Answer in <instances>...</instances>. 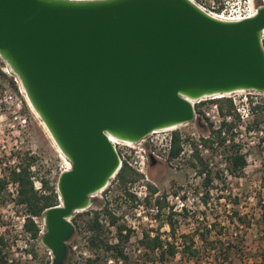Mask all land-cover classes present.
Masks as SVG:
<instances>
[{
  "label": "water",
  "instance_id": "water-1",
  "mask_svg": "<svg viewBox=\"0 0 264 264\" xmlns=\"http://www.w3.org/2000/svg\"><path fill=\"white\" fill-rule=\"evenodd\" d=\"M263 30L264 6L225 21L192 0H0V58L70 163L42 214L50 264L119 169L108 135L136 142L191 122L196 100L264 93Z\"/></svg>",
  "mask_w": 264,
  "mask_h": 264
},
{
  "label": "rangeland",
  "instance_id": "rangeland-1",
  "mask_svg": "<svg viewBox=\"0 0 264 264\" xmlns=\"http://www.w3.org/2000/svg\"><path fill=\"white\" fill-rule=\"evenodd\" d=\"M195 1L206 9H213L218 0ZM10 79L15 82L16 89L12 88ZM244 94L248 98L256 95L261 109H255L248 120L242 121L235 113L229 120H225L228 126L224 128V134L221 132L225 138L223 143H220L219 137L213 134L214 128L205 118V111L215 102L209 100L211 97L203 98L204 103L199 104L196 109L194 106L196 117L190 124L177 127V130L187 133L188 141L197 149H200L198 146L200 143L204 144L201 139L209 135L212 143L210 146L204 144L207 151L200 149L210 172L208 183H205V176L198 174L192 165L195 160L186 155L174 158L168 163L150 162L147 168L148 182L157 187L159 194L164 193L166 197L168 196V200L165 198V201L169 208L168 212L167 206L159 210V216L152 222V226H149L150 221L142 217L150 218L152 215H149L148 211L141 213L139 225L143 233L153 229L155 233L161 235L163 241H172L177 251L175 256L160 261L158 250L153 253L147 252L138 242L137 234L128 231L129 238L133 240L129 241L128 238L123 244L122 253L126 259L119 261L118 264H220L213 263L206 252L199 253L197 260L188 259L180 252L181 235H190L194 233L196 227L202 228L211 222L215 223V228L209 234V239L217 237L224 244L229 243L233 246L231 247L233 264H264V215H260L264 211V93L250 95L241 92L234 97L241 99ZM25 105L28 106L29 112ZM234 150L243 153L246 158L245 167L238 176L226 171V157ZM27 154H35L37 157L31 166L34 180L45 178L50 184L56 185L57 176L67 165V161L40 119L27 104L16 76L12 73L2 74L0 177L5 176L9 169L26 159ZM113 179L109 180L107 188L101 194L102 197L99 194L92 196V204L87 209L78 213L73 212L72 216L80 215H76L77 226L75 225V233L67 242L68 252L63 264H89L87 259L94 256L95 251L87 243L88 232L85 230L84 222L91 216L93 210H100L104 206L107 208L121 206L119 198L124 187L117 186ZM175 195L183 198L180 197L178 200ZM14 198L15 195L7 183L6 188L0 193V235L4 236L6 242L4 250L8 253V258L14 259L17 264H50L51 251L41 243L40 238L37 241L28 240L20 228L19 219L25 213L23 206L16 204ZM234 199L238 204H233ZM182 204L186 210L179 212ZM233 209L247 214L252 221L251 224L244 227L238 224L235 218L231 220ZM85 211L90 212L86 214ZM170 211L176 222L174 237L168 236L170 229L167 216ZM218 229L221 234L217 233ZM192 235L195 245L202 250V246L206 244L200 242L196 234ZM104 236L106 240L111 237L109 233H104ZM84 252L93 256L85 255ZM105 255L108 254H101ZM108 259L112 258H106V261Z\"/></svg>",
  "mask_w": 264,
  "mask_h": 264
},
{
  "label": "trees",
  "instance_id": "trees-1",
  "mask_svg": "<svg viewBox=\"0 0 264 264\" xmlns=\"http://www.w3.org/2000/svg\"><path fill=\"white\" fill-rule=\"evenodd\" d=\"M263 44H264V38H263ZM0 71V75H1ZM10 84L12 88L16 89L15 82L10 79ZM210 101L217 102L218 109L221 115H234V106L232 103L231 98L228 97H219V98H212L209 99ZM204 103L203 100L199 101L198 103H195V109L199 104ZM25 108L29 112V108L27 105H25ZM253 112L255 109H261V106H259V103H256L251 106ZM228 126L226 121L221 122V127L218 129H214L212 132L215 134V136L219 137V142H224V136L221 135L222 130ZM212 134V135H213ZM202 142L206 146H210L212 143L210 137L201 139ZM181 151L180 146V138H179V132L177 129L173 131V141L172 146L170 150V157L174 158L179 155ZM199 150L195 145H193V150L191 152L192 159L195 160V163H192V165L196 168V172L200 175H204L205 183H208L210 181V172L208 171V164L204 157H202L199 154ZM37 157L35 154H27L26 159L22 160L18 165L13 166L11 169L8 170V173L5 176L0 177V193L2 190L6 188V184L9 181H12L14 183H17V194L14 198V202L16 204L22 205L25 213V220L23 223V231L27 235L28 240L37 241L40 238V225L39 223L35 222L32 217H36L40 219L42 217L43 211L50 207L55 206L59 204V198L58 193L56 192L55 184H50V181L48 179H40V185L42 188V191H38L34 188L33 184V171L31 169V166L36 161ZM246 164L245 156L236 150L231 152L230 155L226 157V166L230 174L234 176H238L240 173H242V170L244 169ZM143 176L137 172H135L133 169L129 168L126 165H122L117 172L114 175V181L117 186L124 187L125 184L129 181H136L141 179ZM149 196L153 197L155 193L158 192L157 187L147 182ZM183 198V197H182ZM206 202V201H204ZM238 201L234 199V205L238 204ZM155 203L157 205L158 210L162 209L163 207L167 206L168 203L165 201V194H157L155 197ZM264 207V205H263ZM171 208V207H170ZM183 211L186 210V207L182 208ZM86 214H89L90 211H85ZM171 212V211H170ZM92 215L87 217V219L84 222V227L86 232H88L87 235V243L89 244V247L92 248L95 253L92 258H88L87 261L89 264H118V258H121V260H125L126 257L122 253V247L125 241L127 242L128 234L123 235L122 230L124 229V226L122 224L117 223V217L109 211L107 206H104L100 210H93L91 211ZM79 216L80 214H76ZM76 215H73L71 217L72 222L74 225L77 226L76 223ZM264 215V211L260 214ZM100 216L107 217L109 219L110 224H114L116 228V236H117V242L113 244H109L104 236V227L103 224L99 222ZM159 216V213H157L156 217ZM168 226H169V235L170 237H174L175 233V220L173 219V213L171 212L168 216ZM235 218L238 222V224L247 227L251 224V220L247 217V214L241 213L237 209H233V215L231 216V220ZM258 218L257 221L258 222ZM209 225V227H208ZM215 228V223H208L205 224L202 228L196 227L194 233L189 234H183L181 235L182 238V247H181V254L188 259H194L197 260L199 253L206 252L208 254V258H210L213 263L219 262L220 264H233V261L231 259V247L229 243L224 244L220 240V238H213L209 239V234L211 231ZM196 229L198 231H196ZM220 229L217 230L218 234H221ZM215 232V231H214ZM216 233V234H217ZM192 234H196V236L199 238L200 242L206 244L202 246V250H200L199 247H197L194 243V239L192 238ZM140 244L144 247V249L147 252H154L155 250H158V259H161L160 261H164L167 258L174 257L176 254V247L172 241H163L159 234H155L154 236H149L147 232L143 233L142 239L140 240ZM6 246V242L3 235H0V264H17L14 259L8 258V253L4 250ZM101 254H108L107 256H101ZM106 258H112L113 262L107 263ZM264 260V256H263ZM217 264V263H216Z\"/></svg>",
  "mask_w": 264,
  "mask_h": 264
},
{
  "label": "built area",
  "instance_id": "built-area-1",
  "mask_svg": "<svg viewBox=\"0 0 264 264\" xmlns=\"http://www.w3.org/2000/svg\"><path fill=\"white\" fill-rule=\"evenodd\" d=\"M202 6V5H201ZM260 6H264V0H218L216 2V6L213 7V9H206L208 13L213 15L214 17L225 20V21H238L242 20L247 17L254 16L257 13V10ZM263 38H264V30L262 32V47L264 51V44H263ZM0 71L2 74L11 75V72L8 69V65L5 63L3 59L0 58ZM1 74V75H2ZM248 93L250 95L253 94H259L263 92H258L254 90L249 91H233L226 94H219V95H213L209 96L211 98H219V97H228L231 98L233 106H234V113L238 115V117L244 121L248 120L253 115V110L251 108L252 105L258 103L259 101L256 98V95L250 96L249 98L247 95H243L241 99H236L235 94L238 93ZM216 96V97H215ZM203 99V98H202ZM199 99V100H202ZM199 100H196L193 102H199ZM231 115L223 116L220 114L218 105L216 102L212 103L209 108L205 111V118L209 121L210 125L214 129H218L221 127V122L225 120H229ZM196 117V113L194 111V118ZM192 122V121H191ZM191 122H186L181 124V126L190 124ZM177 129L176 127L173 128H159L151 130L147 135H145L143 138L136 142H130L126 140H121L112 136L108 135V139L112 143L115 151L118 154L119 158V168L124 164L128 166L129 168L133 169L135 172L141 174L143 177L136 181H129L125 184L124 188L121 191V196L119 198V204L120 207H109V211L111 214L115 215L117 219V223L122 224L124 226V229L121 231L123 235H126L128 231L135 232L137 234L138 242L142 239L143 231L139 225L140 223V217L142 216L141 213L149 212V215H152L150 218H147L146 216H142L145 220L150 221L149 226H152V222L156 221V215L159 212L157 205L155 203V197L158 192L153 195V197L149 196L148 186L147 182L149 180L147 168L150 165L151 160L154 162H171L174 158H180L183 155H186L187 157H191V152L193 150V146L187 139V133L184 131L179 132V138H180V146L181 151L177 157L171 158L170 157V150L172 146L173 141V131ZM251 131V130H250ZM222 133L224 134V130H222ZM261 133V132H260ZM193 134V133H191ZM209 135L205 138H208ZM217 144V143H216ZM199 148L202 151H207V147H204V144H199ZM199 150V154L201 155V150ZM186 153V154H185ZM243 154V153H241ZM244 155V154H243ZM246 159V158H245ZM68 164V163H67ZM67 165L64 167V170ZM61 171V172H62ZM226 171L228 169L226 168ZM230 174V173H229ZM114 176L111 178L113 179ZM34 188L38 191H42L40 180H34V177L32 176ZM9 187L11 189V192L16 196L17 194V183H14L12 181L8 182ZM109 182L106 184L105 187L101 188L100 190L96 191L91 195L96 196L99 194L100 197H102V193L107 188ZM176 196V195H175ZM182 198V196H176V198L179 200V198ZM167 198L168 200V196ZM169 206L167 205V212H168ZM183 204L179 207L178 211H183ZM81 210L75 211L74 213H78ZM92 215V213H91ZM25 214L22 215L19 219L20 221V228L23 229V223L25 220ZM35 222L39 223L40 225V234L44 230V226L42 224V217L40 219L36 217H32ZM99 222L103 224L105 234L109 233L111 237L107 240L109 244H113L117 242V236H116V228L114 224H110L109 219L107 217L100 216ZM149 236H154L156 233L153 231V229H150L147 231ZM160 238L161 235H159ZM129 238V236H128ZM133 240L132 238H129V241ZM143 247V246H142ZM73 248H76V245L73 246ZM144 248V247H143ZM85 255H91L89 253L84 252ZM90 257V256H89ZM121 261L120 258H118V262ZM113 262L112 259H108L107 263Z\"/></svg>",
  "mask_w": 264,
  "mask_h": 264
},
{
  "label": "bare ground",
  "instance_id": "bare-ground-1",
  "mask_svg": "<svg viewBox=\"0 0 264 264\" xmlns=\"http://www.w3.org/2000/svg\"><path fill=\"white\" fill-rule=\"evenodd\" d=\"M192 1H195V0H192ZM196 2V1H195ZM198 5H200L198 2H196ZM201 6V5H200ZM202 7V6H201ZM203 8V7H202ZM204 10L206 11V9L204 8ZM8 69H9V71L12 73V71L10 70V68L8 67ZM13 74V73H12ZM23 91V90H22ZM239 91H243V90H239ZM23 93H24V91H23ZM24 96H25V94H24ZM216 97V96H215ZM25 98H26V96H25ZM206 98V97H205ZM26 100H27V98H26ZM27 104L29 105V103H28V101H27ZM31 108V107H30ZM32 109V108H31ZM178 127V126H181V125H175V126H171V127H168V128H173V127ZM57 147V146H56ZM59 150V149H58ZM61 153V152H60ZM62 154V153H61ZM62 156L65 158V156L62 154ZM66 159V158H65ZM66 161H67V167L65 168V169H69L70 168V163H69V161L66 159Z\"/></svg>",
  "mask_w": 264,
  "mask_h": 264
}]
</instances>
